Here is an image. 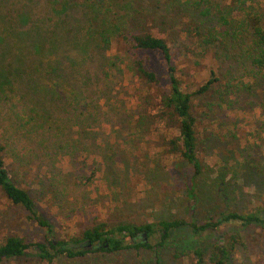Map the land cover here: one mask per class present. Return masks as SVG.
<instances>
[{
  "label": "trees",
  "instance_id": "1",
  "mask_svg": "<svg viewBox=\"0 0 264 264\" xmlns=\"http://www.w3.org/2000/svg\"><path fill=\"white\" fill-rule=\"evenodd\" d=\"M141 1L0 0L7 3L5 13L0 12V193L46 229L43 241H27L16 235L4 238L0 242V262L30 250L46 264H53L62 255L74 259L87 252L153 250L162 247L171 233L182 226H189L193 234L215 231L228 223L264 229L263 208L248 213L227 211L217 219L200 222L182 218L141 225L98 221L86 226L78 236L59 240L53 236V225L38 212L31 188L18 183L29 178L31 185L42 186L48 180L45 174H50V185L57 189L62 186L59 174L62 178L78 174L77 181L81 183L93 180L97 173L106 174L107 182L112 180V155H117V150L112 149V124L107 130L99 127L105 120L110 121L108 113L101 110L100 99L103 91L111 89L112 67L117 74H123L122 65L126 75L140 80L145 87L137 96V115L126 121L130 138L141 143L160 128L174 131L175 134L161 138V146L166 145L168 155L177 154L196 171L200 169L193 98L206 94L216 78L210 72V78L194 89L185 83L167 35L153 34L146 28L147 21H155L157 15ZM153 1L151 6L158 5V0ZM167 1L169 8L172 5L178 10L182 5L193 10L203 3ZM225 1L229 10L220 15L218 31L206 27L205 21L192 20L185 24L184 31L195 33L204 46L215 40L224 43L225 38H248L253 53L247 63L253 69V78L264 85L261 14L253 12L256 9L247 5V0ZM232 11L243 15L238 20L228 19ZM160 15L164 23L169 20ZM112 48L113 62L112 55H107ZM145 51L160 55L167 70V84L162 85L157 73L149 69V56L142 53ZM103 79L101 90L98 83ZM119 162L126 164L124 160ZM155 231L159 237L152 244L148 238ZM236 243L234 234L219 238L211 246L209 263L230 264ZM194 252L200 260L201 250Z\"/></svg>",
  "mask_w": 264,
  "mask_h": 264
},
{
  "label": "rangeland",
  "instance_id": "2",
  "mask_svg": "<svg viewBox=\"0 0 264 264\" xmlns=\"http://www.w3.org/2000/svg\"><path fill=\"white\" fill-rule=\"evenodd\" d=\"M167 2L158 0V5L151 6V0L141 1L157 15L155 21H147L146 28L153 34L167 35L179 74L192 89L210 78V72L216 78L206 94L193 98L200 169L196 171L177 154L168 155L166 145L161 146V138L175 134L174 131L160 128L141 143L130 138L126 121L137 115V96L145 87L140 80L126 75L124 65L123 74H117L112 67L111 89L103 91L100 99L101 110L108 113L110 121L95 124L104 130L112 124V149L117 150V155H112V180L107 182L106 174L97 173L93 180L81 183L77 181L78 174H68V178L59 174L62 186L58 189L50 185V174H45L48 180L42 186L31 185L29 178L18 182L31 188L38 212L53 225V236L59 240L78 236L86 226L98 221L141 225L182 218L200 222L217 219L227 211L248 213L264 208V85L253 78V69L247 63L253 47L248 38L239 36L204 46L195 33L184 31L191 20L205 21L206 27L218 31L220 15L228 13V1L203 0L193 10L188 5H182L180 10L172 5L169 8ZM247 5L261 14L264 27V0H247ZM0 8L1 14L5 13L7 3H0ZM160 14L170 21L164 23ZM242 15L232 11L227 18L238 20ZM142 53L149 56L148 67L157 73L160 83L167 84V70L160 55ZM107 55H112L113 62L115 49ZM98 85L102 90L104 79ZM119 160L126 164L121 165ZM45 232L25 209L11 204L0 193V242L10 235L43 241ZM233 234L237 243L230 264H264V229L235 223L201 234H193L189 226H182L171 233L162 247L153 250L87 252L74 259L62 255L53 264H210L211 246L219 238ZM158 237L159 232L155 231L148 240L155 244ZM196 249L202 252L201 261ZM0 264L46 263L30 250Z\"/></svg>",
  "mask_w": 264,
  "mask_h": 264
},
{
  "label": "water",
  "instance_id": "3",
  "mask_svg": "<svg viewBox=\"0 0 264 264\" xmlns=\"http://www.w3.org/2000/svg\"><path fill=\"white\" fill-rule=\"evenodd\" d=\"M143 235L145 236V234L143 233Z\"/></svg>",
  "mask_w": 264,
  "mask_h": 264
}]
</instances>
